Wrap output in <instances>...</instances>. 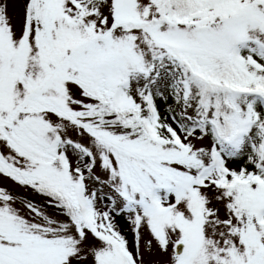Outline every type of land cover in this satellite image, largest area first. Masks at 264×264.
<instances>
[{"label": "snow or ice", "instance_id": "1", "mask_svg": "<svg viewBox=\"0 0 264 264\" xmlns=\"http://www.w3.org/2000/svg\"><path fill=\"white\" fill-rule=\"evenodd\" d=\"M0 264H264V0H0Z\"/></svg>", "mask_w": 264, "mask_h": 264}]
</instances>
